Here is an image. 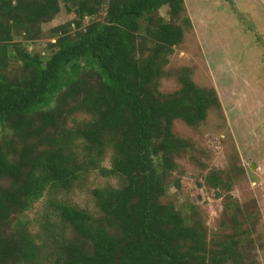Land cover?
I'll list each match as a JSON object with an SVG mask.
<instances>
[{"label": "trees", "instance_id": "16d2710c", "mask_svg": "<svg viewBox=\"0 0 264 264\" xmlns=\"http://www.w3.org/2000/svg\"><path fill=\"white\" fill-rule=\"evenodd\" d=\"M61 6L74 18L49 30L55 41L43 56L29 52ZM184 11L183 0H0V264L242 259L250 239L237 219L231 233L208 238L198 219L163 201L179 187L177 159L194 149L174 123L196 128L218 105L186 77L175 92L157 90L189 26ZM92 174L111 182L89 189V212L69 196ZM205 182L228 192L217 172ZM43 197L33 233L24 214Z\"/></svg>", "mask_w": 264, "mask_h": 264}, {"label": "rangeland", "instance_id": "374dc122", "mask_svg": "<svg viewBox=\"0 0 264 264\" xmlns=\"http://www.w3.org/2000/svg\"><path fill=\"white\" fill-rule=\"evenodd\" d=\"M183 5L180 20L187 19L189 26L182 44L167 57L157 90L175 92L186 77L201 90L214 91L218 105L196 128L174 123L175 135L194 149L177 159L171 181L179 187L171 184L163 201L198 219L208 238L231 233L232 219H237L250 239L238 264H264V0H183ZM61 7L43 26L41 39L25 45L29 52L43 56L46 43L55 41L49 30L74 18ZM158 12L168 18L167 7ZM210 172L224 179L228 192L218 194L206 185ZM106 182L92 174L69 198L94 212L89 189ZM45 199L24 214L33 233L40 229ZM236 204L240 212L234 210ZM38 264L51 262L43 258Z\"/></svg>", "mask_w": 264, "mask_h": 264}]
</instances>
